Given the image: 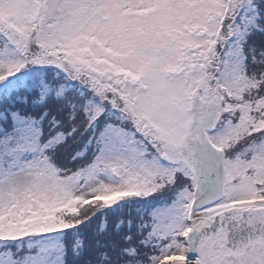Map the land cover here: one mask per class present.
<instances>
[{
  "label": "snow or ice",
  "instance_id": "obj_1",
  "mask_svg": "<svg viewBox=\"0 0 264 264\" xmlns=\"http://www.w3.org/2000/svg\"><path fill=\"white\" fill-rule=\"evenodd\" d=\"M0 264H264V0H0Z\"/></svg>",
  "mask_w": 264,
  "mask_h": 264
}]
</instances>
